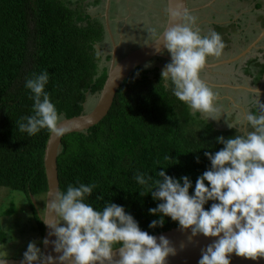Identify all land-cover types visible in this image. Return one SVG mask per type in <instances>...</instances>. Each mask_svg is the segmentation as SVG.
<instances>
[{"label":"trees","instance_id":"trees-1","mask_svg":"<svg viewBox=\"0 0 264 264\" xmlns=\"http://www.w3.org/2000/svg\"><path fill=\"white\" fill-rule=\"evenodd\" d=\"M70 1L0 0V189L27 195L41 236L45 226L33 198L48 190L50 133L62 117L89 112L88 93L100 94L109 69H98L104 23L91 21ZM257 67V74L247 69L255 84L264 63ZM181 86L157 66H139L101 122L64 136L61 208L81 210L73 224L85 247L79 252L111 250L196 221L264 209L263 124L256 122L254 138L202 117L199 125L200 113L192 115ZM19 213L15 202L4 212ZM10 231L0 223V244L13 238Z\"/></svg>","mask_w":264,"mask_h":264},{"label":"water","instance_id":"water-1","mask_svg":"<svg viewBox=\"0 0 264 264\" xmlns=\"http://www.w3.org/2000/svg\"><path fill=\"white\" fill-rule=\"evenodd\" d=\"M188 11V0H167L168 17L163 31L120 58L117 57V43L111 26L106 24L114 50L98 100L87 113L59 119L46 144L44 165L48 190L43 216V255L27 259L0 258V264H264V209L196 221L111 250L66 252L58 244L61 209L58 157L64 136L87 130L101 122L109 113L121 85L137 67L156 57L169 58L165 51L184 34L182 27ZM106 18L109 23L108 16ZM188 33L192 34L191 31ZM263 38L264 30L241 55L223 62L207 63L205 59L196 57L206 67L235 62Z\"/></svg>","mask_w":264,"mask_h":264},{"label":"rangeland","instance_id":"rangeland-1","mask_svg":"<svg viewBox=\"0 0 264 264\" xmlns=\"http://www.w3.org/2000/svg\"><path fill=\"white\" fill-rule=\"evenodd\" d=\"M96 1L97 0H71L70 2H72L71 4L76 10L83 13H90V15L92 16L91 21H94L96 18H98L102 21V23H105V16L108 9L109 0H101L99 4H95ZM115 1L117 4L120 3L118 2V0ZM142 1L139 0L138 6L144 5L146 2H148L147 5L149 6H151V4L154 6H158L159 0ZM128 3L124 5L131 6L129 7L130 13H124L123 16L121 15L122 17H125V20L127 21H129L128 17L133 14V9L138 8L136 7L137 4L132 2V0L128 1ZM117 6L118 5H116V7ZM107 14H110L109 11ZM149 14H153V16H155V12H153L150 7L148 8V10L143 9V11L141 12V16H145L144 18L130 19L131 24L125 23L123 24V26L121 24L119 27L117 26V24H114V26L116 27V33H118L119 36V39L116 40V43L117 52L120 56L130 51L132 47L137 44V42L140 43L141 40L146 41L151 39V36H149V32L152 29V24H142L143 20L145 21V19L148 20L152 18ZM162 20L164 22L165 18L162 17ZM85 23L87 22L85 21ZM164 25L165 24H160L159 27H164ZM205 28L208 29V35L210 36L211 41H200H203L205 47L209 48L210 45H212L211 43L215 44V41L213 32L210 30L211 28ZM160 31L161 30L158 29L156 33ZM248 42L249 41L247 40V38L245 42L244 39H241L240 42L238 40L235 51H232L229 44H226L225 47L227 49H223L221 51V55L228 56V54H231V52L238 54L239 52H241V50L246 49V47L250 45L248 44ZM219 47L220 46H216V48ZM96 49L98 50V53L101 57L98 63V69L99 72H102L105 68H109L110 66L111 61H108L109 59L107 60V56L112 53L113 47L112 45H110L109 40L106 39V41L96 44ZM261 49L264 50V42L259 48L255 49L253 53L257 54L258 52V55L264 63V51L261 53ZM217 54L213 55L214 58L212 59V61H217L221 58V56H217ZM157 64L159 65V63H148L144 65L143 68H153L155 66H158ZM242 65H244V62L240 61L238 63H231L229 65L223 66V71H218L215 73L211 71H200V77L209 79L211 80V82L219 84L218 86L213 85L211 87L212 90L219 91V93H211L216 96V98L214 99H208L206 97L207 93H204L203 90H207L208 87H203L201 84L197 85L198 87L200 86V93L193 90L195 85H193L192 83L183 82V84H181V87L183 88L185 99L192 106V115H195L196 112L200 113V115L196 116L199 125L200 117H202L203 119L205 118L208 121H213L217 127L223 129L236 128L237 131L245 134L247 137L254 138L257 132L256 122L259 125L263 124L262 127H264V82L263 85H260V87H256L255 92L253 91V98H251L248 93H243L244 95H246V99L242 100L241 92H244V86H247V83L249 82L255 81V78L251 75L239 76L243 73ZM257 69L259 68L257 67ZM175 73L179 72L176 71ZM175 77H177L181 81L184 78L182 75ZM98 96L99 95L88 93V97L85 103L87 111H90L94 107L95 103L98 100ZM229 97L232 98V100L229 99ZM251 100H255L257 103L261 104H256L253 101V106L256 107L255 112L256 114H258L256 116V122H254V115L252 112L253 107L251 105H248ZM245 116H247L248 118H246ZM33 201H35L39 213L43 217L46 207V195L39 197V199L34 197ZM13 202H15L19 207L20 213L13 216L4 214V212L12 206ZM30 209L31 206L25 193L17 190H8L4 187L0 189V223H2L3 227H5L6 229L11 230L10 232L13 237L9 242L0 244V258L27 259L39 258L40 256H42V236L39 233L37 224ZM80 216V208H76V206L74 205L64 209H60L58 244L66 252H79L80 250L85 249V247L78 244L76 236L73 232V224Z\"/></svg>","mask_w":264,"mask_h":264},{"label":"flooded vegetation","instance_id":"flooded-vegetation-1","mask_svg":"<svg viewBox=\"0 0 264 264\" xmlns=\"http://www.w3.org/2000/svg\"><path fill=\"white\" fill-rule=\"evenodd\" d=\"M114 1L115 0L110 1L108 5V9L106 11V16H105L106 22L104 23L107 31L106 39L109 40V43L110 45H112L113 48H114L113 41L109 31L107 30L106 24H111L112 33L116 42V40L119 39V36L118 33H116V27L114 26V24H117V26L119 27L121 24L122 26L125 23L131 24L130 19L144 18L145 16L144 17L141 16V12L143 11V9L148 10V8L150 7V9H152V11L155 12L154 14L155 16H153V14H149L151 15L152 18L148 20L145 19V21L143 20L142 22V24H152L151 31L150 32L148 31L150 34L149 36H151L150 40L156 38L157 35L163 31L168 17L167 0H159L158 6H154L152 4L151 6H149L147 5L148 2H146L144 5L142 6L140 5L141 7L138 6L139 0H132V2L137 4L136 7L138 8L133 9L134 10L133 14L128 17L129 21L125 20V17L122 16L124 13H130L129 7L131 6H125L124 4H127L128 1L131 0H118V2H120L118 4L116 3V1L114 3ZM239 1L240 0H188L189 11L185 15L183 27H182V31L184 32V34L180 35L175 40V42L165 51V54L169 56V58L156 57L147 61L142 66L148 63H159V65L157 64L158 65L157 67H159L164 74L170 77L182 75L184 77L182 81L179 80L177 77L175 78H177L179 82H181V84H183V82L192 83L193 85H195V87L193 86L194 87L193 90L199 93H200V86L198 87L197 85L201 84L203 87H208L207 90H203L204 93H207L206 97L208 99L216 98V96L211 93L214 92L219 93V91L212 90L211 87L213 85L218 86L219 84L215 82H211V80L209 79L200 77V71H204V72L211 71L215 73L218 71H223L224 70L223 66L225 65H229L231 63H238L242 61L244 62V65H242L243 73L240 74L239 76H248L249 74L247 73V69L249 66L252 67L251 70H254V72L257 74L258 73L257 71L259 70L257 69V65L258 63H262V60L258 55V52L257 54H254L253 52L255 49L259 48L261 44H263L264 38L249 53H247L245 56H243L242 58L238 59L235 62L220 64V66L216 65L213 67H206L199 60L201 58V59H205L207 63H215L222 60L233 59L238 55H241V53H243L245 49L241 50V52H239L238 54L231 52V54H228V56L221 55V51L226 48L225 47L226 44H229L230 49L232 51H235L237 45V41H236L237 39L239 40V42L241 41V39H244L245 42L246 38L247 39L248 37L250 38V35L247 33L248 30H246V33L248 35L244 33L243 36L240 37L241 39L237 37V34L234 32V28L231 24H264V4H263L264 0H254V3L248 2V0H243L241 2ZM116 5L118 6L116 7ZM238 8H241V10L244 11V13L242 14V16H239V18H236L235 10ZM108 11L111 14V18H110V14H107ZM107 16H109L108 20H110V23L107 22V18H106ZM162 17L165 18L164 22L162 20ZM158 24L159 25L165 24V25L164 27H159ZM205 27L211 28L210 30L213 32V37L215 41V44L211 43L212 45H210L209 48H206L204 45V42L211 41L210 36L208 35V29ZM158 29L160 30L162 29V30L156 33ZM188 31H191L192 34L188 33ZM150 40H146V41L141 40L140 43L137 42L136 44L137 46L135 45L134 47H132L131 50L137 48L141 44L148 42ZM200 40H204V42ZM216 46H220V47L216 48ZM263 51L260 50L261 53ZM112 54L113 51L111 53V57ZM214 54H217V56H221V58L217 61H212V59L214 58L213 56ZM122 56H120L119 53L117 52L118 58ZM196 56H198L199 59ZM253 59H256L255 63L254 62L252 63ZM177 61H179L180 63ZM176 71L179 72L180 74L175 73ZM263 82H264V74H262V77L259 81V85L255 84L254 82L247 83V86H244V92H241L242 100L246 99V95H244L243 93H248L251 98L254 97L253 91L247 89V87L248 88L253 87L254 89H256V87H260V85H263ZM229 99L232 100V98L230 97Z\"/></svg>","mask_w":264,"mask_h":264},{"label":"crops","instance_id":"crops-1","mask_svg":"<svg viewBox=\"0 0 264 264\" xmlns=\"http://www.w3.org/2000/svg\"><path fill=\"white\" fill-rule=\"evenodd\" d=\"M243 0H240L239 2H241ZM248 2L254 3V0H248ZM262 3V1H261ZM264 4V3H263ZM248 5V4H247ZM244 13V11L241 10V8H238L235 10V16L236 18H239V16H242V14ZM234 28V32L237 34V37H241L243 36L244 33H247L250 35V38L248 37V44H251L255 41V39H257L263 32L264 30V24H231ZM246 33V35H248ZM252 38V39H251ZM238 42V39L236 40ZM247 48V47H246ZM263 51V49H261ZM221 62V61H218ZM215 62V63H218ZM223 62V60H222ZM220 64H224V63H220ZM220 64H217L218 66H220ZM252 102H249L248 105H251ZM247 118V116H245Z\"/></svg>","mask_w":264,"mask_h":264},{"label":"clouds","instance_id":"clouds-1","mask_svg":"<svg viewBox=\"0 0 264 264\" xmlns=\"http://www.w3.org/2000/svg\"><path fill=\"white\" fill-rule=\"evenodd\" d=\"M251 45V44H250ZM263 63V62H262ZM253 88V87H252ZM254 89V88H253ZM256 89H254V91H255ZM251 91H253V90H251ZM253 101L254 102H256L255 100H251V102H252V104H251V106L254 108L255 106H253ZM261 105V104H260ZM252 112H253V109H252ZM248 118V117H247ZM254 122H256V120L254 119Z\"/></svg>","mask_w":264,"mask_h":264}]
</instances>
